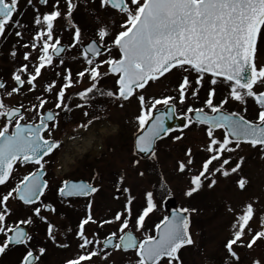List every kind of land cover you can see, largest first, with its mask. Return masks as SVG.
Here are the masks:
<instances>
[{"label":"snow or ice","instance_id":"snow-or-ice-1","mask_svg":"<svg viewBox=\"0 0 264 264\" xmlns=\"http://www.w3.org/2000/svg\"><path fill=\"white\" fill-rule=\"evenodd\" d=\"M19 2L0 0V38H7L9 28L17 38L7 51L16 66L8 79L0 77V255L15 248L18 264H45L49 245L68 250L75 240L76 250L63 264H117L118 255L127 257L128 264H184L181 251L197 246L191 217L198 209L181 206L147 228L157 210L154 190L145 191V203L134 216L136 198L122 187L125 175L119 174L115 191L126 193V200L110 217L98 219L92 199L98 186L63 179L56 189L61 203L88 199L75 226L61 225L55 204L43 199L50 188L46 158L61 148L55 133L62 113L91 108L103 99L121 109L135 101L134 157L143 154L158 165V141L180 142L186 129L203 128L199 163L190 146L176 162L175 171L188 181L184 197L205 187L212 190L221 178L233 175L238 177L236 188L246 192L250 180L241 175L246 157L240 151L247 146L264 159V62H258L264 0H26L34 13L31 25L21 23ZM82 7L93 9L90 37L76 19ZM25 28L33 29L28 41ZM20 48L25 51L18 61ZM74 50L78 54L73 59L80 63L75 72L65 59ZM49 71L53 78L45 79ZM177 74L175 95L147 94L152 84ZM206 79L209 88L201 106L186 105L189 99L200 101ZM107 80L111 87L103 85ZM218 84L227 92L217 100ZM230 101L244 105L242 112L227 111ZM177 105L184 106L178 117L183 123L174 129L167 122L177 118ZM92 123L89 119L78 127ZM174 131L179 134L171 135ZM140 164V159L131 161L133 168ZM19 169L28 170L20 174ZM137 175L142 178L145 172ZM158 187L167 189V198L172 196L163 172ZM17 205L23 206V214ZM225 213L231 219L218 255L205 254L202 264H264V196L230 202ZM37 222L44 225L42 238L30 230ZM113 224L118 227L101 236ZM90 225L96 227L89 231ZM257 250L260 254L254 255Z\"/></svg>","mask_w":264,"mask_h":264},{"label":"rangeland","instance_id":"rangeland-1","mask_svg":"<svg viewBox=\"0 0 264 264\" xmlns=\"http://www.w3.org/2000/svg\"><path fill=\"white\" fill-rule=\"evenodd\" d=\"M34 3H36V0H34ZM22 5L29 7L26 4V0H20L19 8L22 16H26L25 22L31 25L34 15L33 9L30 7L28 11L24 9ZM92 10V8L85 10L82 7L76 15L77 21L84 29L85 34L89 37L92 36L91 29L95 23L93 16L91 15ZM9 29L6 34L7 38L3 39L2 42H4V44L0 48V74L2 72L4 73L2 76L4 79L9 78L11 72L16 66L11 58L7 56V51L12 46V44H10L11 34ZM32 31H28V33L24 31L25 41L30 39L32 33L29 32ZM64 42H69L67 32L64 34ZM23 51H25V49H19L17 57L18 61L22 57ZM65 59L67 61L73 60L70 55ZM259 62H264V44L261 45ZM177 77L178 74L176 76H170L166 80L162 78L161 82L152 84L151 87L148 88L147 94L157 98L164 95H175L171 83L174 80L173 85L175 86ZM50 78H53V73L51 71L46 72L45 79ZM102 83L105 87L112 86L111 80ZM226 92L227 89L223 90L220 93V98L225 95ZM187 104L199 106L201 105V100L193 101L189 99L186 101V105ZM161 106L163 105H158L157 108ZM177 107V114H179V111L182 110L184 106L177 105ZM243 107L244 105L238 102L230 101L229 104L226 105V110L242 112ZM248 108L249 113L247 115L251 116L254 112V107L250 100L248 101ZM84 111L88 110H75L74 114L77 117H73L72 121L69 120L68 122L65 116H63L62 120L60 119V126L56 131L55 136L62 141V144L61 148L50 158V164L47 167L50 181V188L44 197L47 202H52L55 205L61 203L60 198L55 197L56 195L54 194V189L57 186L60 177L73 176L76 179L82 178L88 180L99 188V191L94 197H92L94 216L98 219L108 218L114 211L120 210L126 200V193L118 194L115 191V181L117 180L118 175L124 174L125 181L122 187L130 188L131 195L136 198L133 204L134 216L136 211L145 203V191L154 190L155 192L157 210L155 213L150 214V218L146 221L147 228H151L160 218L166 215L168 208L176 209L184 206L199 210L198 213L193 214L191 217V232L193 239L197 242V246H190L183 249L180 255L184 264H202L205 254L209 256L218 255L219 243L226 234L231 219L225 213L226 204L249 196H264V159H261L259 153L247 146H244L243 150L239 153V155H244L246 157L241 173V175L250 180V186L246 192H240L236 188L235 181L238 177L233 175L227 179L221 178L217 187L212 190H208L207 187H205L204 190L195 194L192 198H186L184 197L183 192L188 186V181L185 175H180L175 171L176 162L183 156L185 149L190 146L198 153L197 163H199L203 154L199 153L198 149L205 142L203 128L193 126L190 129H186L184 132L186 138L180 142H173L170 138L158 141L156 150L159 164L156 165L151 159L145 157L141 158L139 156L134 157L132 155V141L133 133L135 131L134 117L139 111L138 104L135 101L131 104H127L121 109L110 100L103 99L93 104V108L89 113L90 117L84 116ZM94 117H98V119H93ZM89 119H92L93 123L88 125L87 128L78 127L80 124H87ZM102 128H104V130H101ZM87 132H93L96 135V143L90 144L83 151L67 145L66 142L69 139L86 134ZM177 134L179 133H171L173 136ZM97 145L101 146L99 150L96 148ZM92 150L95 152L93 156H90L89 153ZM70 153L72 154L71 159L67 162L66 167L63 170L62 160L66 159L67 156L65 157V155ZM133 159H140L141 164L139 167L133 168L131 166V161ZM27 170L28 169H19V173L22 174ZM141 170L145 172V175L142 178L137 175ZM160 172H163L168 181V185L172 192L170 198H167V189L161 190L158 187ZM154 186L156 187L154 188ZM116 195L120 196L119 200L113 198ZM87 199H77L72 201L64 200L63 203H61V207H65L69 210L62 209L63 219H61V215H59L60 210L57 209L58 214L55 217L56 222L61 225L75 226L76 222L84 215ZM17 207L20 209L21 214H23V206L17 205ZM88 227L90 231L96 226L90 225ZM117 227L118 225L115 224L106 225L101 230V236H103L104 233L115 230ZM30 230L39 238H42L44 235V225L39 222H37ZM136 235L140 236L141 234L136 233ZM71 243L72 247L68 250L55 248L54 246L49 245L45 264H63V260L66 257L71 256L76 250V241L72 240ZM259 254L260 251L257 250V253L254 255ZM19 256L20 251L12 248L6 251L0 264H18ZM115 259L117 264H128V258L122 255L116 256ZM243 264H248L247 260H244Z\"/></svg>","mask_w":264,"mask_h":264},{"label":"flooded vegetation","instance_id":"flooded-vegetation-1","mask_svg":"<svg viewBox=\"0 0 264 264\" xmlns=\"http://www.w3.org/2000/svg\"><path fill=\"white\" fill-rule=\"evenodd\" d=\"M22 7L24 8V9H26V10H28L29 11V9H30V7H26V6H23L22 5ZM17 19H21L20 17H16ZM22 21L21 22H23L24 24L26 23L25 22V20H26V16H22V19H21ZM65 44H67L68 42H64ZM78 53L74 50L73 52H71V53H68L66 56H65V58L68 56V55H70L72 58H73V56H76ZM67 61V60H66ZM258 62H259V60H258ZM67 63H68V65L70 66V67H72V69H73V72H75V70L77 69V68H79V65H80V63H79V61L78 60H71V61H67ZM172 84V88H175V86L173 85L174 84V80H173V82L171 83ZM208 88H209V84H208V82H207V79L205 80V84H204V88L201 90V93H200V100H201V102H202V100L206 97V93H207V90H208ZM226 87L223 85V84H218L217 86H216V90H217V96H216V99L218 100V99H220V93L223 91V90H226L225 89ZM250 100V99H249ZM250 102H251V104H252V106L254 107V104H253V102L250 100ZM74 103H75V101H73V105H74ZM199 106H201V105H199ZM92 108H93V106L91 107V108H87L86 110H88L89 111V113H90V110H92ZM75 110H77V109H74L73 108V110L71 111V112H67V113H62V115H61V120H62V118H63V116H65V118L68 120V122H69V120H71L72 121V119H73V117H77L74 113H75ZM177 115H179V114H177ZM89 117H90V114L88 115ZM67 122V123H68ZM98 150L101 148V146L100 145H97V147H96ZM58 151V150H57ZM56 151V152H57ZM94 152L95 151H90V153H89V155L90 156H93L94 155ZM51 158V157H50ZM50 158H46V159H50ZM50 164V163H49ZM48 164V165H49ZM48 165L46 166V167H48ZM47 172H49V171H47ZM48 180H49V177L47 176L46 177ZM63 179H69V180H79V179H82V178H74L73 176H62V177H60L59 179H58V184H57V186L55 187V189H54V194L56 195L55 197H58L57 196V193H56V189H57V187H58V185L60 184V182L63 180ZM82 180H84V179H82ZM86 182H89L88 180H85ZM50 182V181H49ZM59 198V197H58ZM44 199V198H43ZM77 199H84V198H69V199H66V201H72V200H77ZM85 199H87V198H85ZM47 202V201H46ZM60 205V206H59ZM59 205L57 204V205H55L56 207H57V209H59L60 210V213H59V215H62V209L63 210H69V209H67V208H65V207H61V203H59ZM172 208H168L167 209V213H166V215L169 213V211L171 210ZM85 212V211H84ZM68 216V215H67ZM104 234H106V233H104ZM103 234V235H104Z\"/></svg>","mask_w":264,"mask_h":264},{"label":"bare ground","instance_id":"bare-ground-1","mask_svg":"<svg viewBox=\"0 0 264 264\" xmlns=\"http://www.w3.org/2000/svg\"><path fill=\"white\" fill-rule=\"evenodd\" d=\"M101 130H104V128H102ZM96 139L97 137L93 132H87L86 134H82L78 137L69 139L66 143L70 147H74L76 149H80V151H83L90 144L96 143ZM71 155V153L68 155L66 154L65 157L67 156V158L62 160L63 170L65 169L67 162L71 159Z\"/></svg>","mask_w":264,"mask_h":264},{"label":"water","instance_id":"water-1","mask_svg":"<svg viewBox=\"0 0 264 264\" xmlns=\"http://www.w3.org/2000/svg\"><path fill=\"white\" fill-rule=\"evenodd\" d=\"M164 107H165V106H163L162 108H158V110H164ZM167 123H168L170 126H172L173 128H178V127L183 123V121L177 117V118H174V119L168 121ZM139 157L144 158L145 156H144L143 154H141V155H139ZM172 211H173V210H172ZM172 211H170V213H171ZM170 213H169V214H170Z\"/></svg>","mask_w":264,"mask_h":264},{"label":"trees","instance_id":"trees-1","mask_svg":"<svg viewBox=\"0 0 264 264\" xmlns=\"http://www.w3.org/2000/svg\"><path fill=\"white\" fill-rule=\"evenodd\" d=\"M26 25H29V24H26ZM25 32H27L28 33V31H32V29L31 28H25V29H23ZM29 33H31V32H29ZM10 40H11V42H10V40H9V42H10V44H14V43H16V40H15V36H14V34H13V32H11V35H10ZM17 39V38H16ZM13 40H15V41H13ZM13 41V42H12ZM8 42V43H9ZM4 44V42H1L0 43V48H1V46ZM4 75V73L2 72L1 74H0V76L2 77ZM6 253V252H5ZM5 253L3 254L4 256H5ZM3 255H1V257H0V263H1V259H3Z\"/></svg>","mask_w":264,"mask_h":264}]
</instances>
